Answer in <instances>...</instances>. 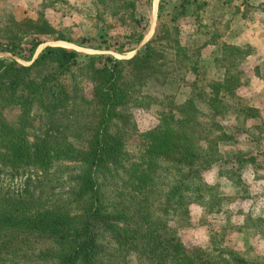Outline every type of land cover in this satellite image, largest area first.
<instances>
[{"label": "trees", "instance_id": "1", "mask_svg": "<svg viewBox=\"0 0 264 264\" xmlns=\"http://www.w3.org/2000/svg\"><path fill=\"white\" fill-rule=\"evenodd\" d=\"M185 7L181 3L180 14ZM13 23L0 38V52L25 60H31L42 36L54 32L42 18ZM147 29L144 21L140 31L130 32L120 46L139 43ZM172 29L164 30L158 23L142 50L125 60L58 46L43 49L28 66L0 59V167H31L46 173L55 158L65 157L73 164L66 205L29 211V197L6 196L3 202L8 203L0 207V232L48 237L51 244L36 254L53 264H116V259L125 264L131 254H141L149 264L188 263L183 243L165 217L168 213L185 217L191 204L208 197L221 200L204 183L202 173L222 162L213 134L222 131L223 120L235 110L223 105L220 95L233 83L228 78L198 91L187 79L191 96L170 108L180 117L159 114L157 124L143 132L145 143L138 158L126 157L123 140L136 128L133 115L156 102L142 88L151 82L164 84L165 58L184 50L178 25ZM167 38L172 43L164 47ZM80 57L85 61L78 64ZM73 67L86 84L73 77L65 81ZM197 97L208 113L198 109ZM8 108L15 109L13 122L2 118ZM69 137H80L85 148H72ZM115 178L123 184L106 194L105 181ZM70 206L80 215L73 217ZM231 260L255 264L235 254Z\"/></svg>", "mask_w": 264, "mask_h": 264}, {"label": "rangeland", "instance_id": "2", "mask_svg": "<svg viewBox=\"0 0 264 264\" xmlns=\"http://www.w3.org/2000/svg\"><path fill=\"white\" fill-rule=\"evenodd\" d=\"M241 1L0 0V38L6 34L5 29L14 27L13 21L24 18H42L53 27L52 34L42 36L43 43L31 60L8 51L0 52V59L24 66L30 65L33 57L48 46L129 59L142 50L158 23L170 32L178 25L177 37L184 50L176 57L165 58L168 77L164 84L151 82L141 90L156 102L133 115L136 128L123 140V150L130 161L143 151V132L157 124L159 114L168 112L174 118L180 117L170 108L191 96L192 87L187 79L195 83L197 91L225 78L233 82L222 88L220 95L223 94V105L235 112L223 120L222 131L213 134L222 162L202 173L204 183L221 200L208 197L191 204L185 217L176 213L165 217L183 243L187 264H235L231 260L233 254L248 262L264 264V0ZM181 3L187 7L180 14ZM144 21L148 22L144 38L139 43L120 46L130 32L140 31ZM171 43L167 38L162 45L168 47ZM76 61L80 64L85 60L80 57ZM71 72L64 77L67 83L73 77L86 84L78 67ZM198 98L195 99L198 109L208 113V106ZM2 118L6 122L15 121V109L3 111ZM67 143L76 150L85 148L80 137H69ZM72 166L70 160L58 157L46 173L31 167H0V207L8 203L3 202L7 197L16 195L29 197V211L64 205L71 186ZM122 184L116 178L107 179L106 194ZM69 209L73 217L78 214L73 206ZM50 242L48 237L37 233L1 231L0 262L53 264L36 254ZM128 258L125 264H149V259L141 254ZM119 262L115 260L116 264Z\"/></svg>", "mask_w": 264, "mask_h": 264}, {"label": "water", "instance_id": "3", "mask_svg": "<svg viewBox=\"0 0 264 264\" xmlns=\"http://www.w3.org/2000/svg\"><path fill=\"white\" fill-rule=\"evenodd\" d=\"M36 57L34 56L32 60H34Z\"/></svg>", "mask_w": 264, "mask_h": 264}]
</instances>
